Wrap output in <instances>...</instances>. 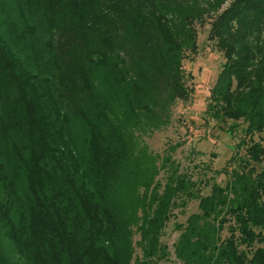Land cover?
<instances>
[{"label":"trees","instance_id":"16d2710c","mask_svg":"<svg viewBox=\"0 0 264 264\" xmlns=\"http://www.w3.org/2000/svg\"><path fill=\"white\" fill-rule=\"evenodd\" d=\"M225 1L0 0V264H160L165 226L188 200L199 205L176 227L181 264H264V145L254 139L264 133V0L219 11ZM212 11L209 39L226 62L208 113L234 121L230 133L247 125L246 153L203 195L117 122L107 76L126 92L136 86L128 60L150 62L171 101L188 99L183 52H196L192 21ZM147 94L141 86L127 102L138 118L150 113Z\"/></svg>","mask_w":264,"mask_h":264},{"label":"rangeland","instance_id":"374dc122","mask_svg":"<svg viewBox=\"0 0 264 264\" xmlns=\"http://www.w3.org/2000/svg\"><path fill=\"white\" fill-rule=\"evenodd\" d=\"M229 1L226 0L218 10L225 9ZM207 9L209 8L204 7L203 10ZM213 13L214 11L206 13L198 20L192 21L191 26L197 34V50L193 52L185 49L182 61L188 99L175 98L171 101L166 72L153 70L150 62L128 60L127 69L135 74L136 86L132 90L126 88V92L122 90L121 85L112 87V83L116 84L114 75L107 76V82L110 84L107 95L113 98V108L118 107L119 110L117 122L124 128L132 127L134 140L149 156L161 158L157 162L159 167L168 156L179 164L182 173L190 175L198 182L197 189L202 188L203 195L210 193L211 185L215 181L222 186L226 185V176L217 172L229 166L230 159L237 153L242 157H245L246 153L245 147L239 149L237 146L246 136L244 129L247 125L240 123L239 128L230 133L229 129L235 124L234 121H218L208 113L211 91L226 62L223 52L209 39ZM190 45L189 48L192 47ZM141 86L149 91L147 97L141 96L143 104L150 106L149 115L143 119L136 117V106L131 113V103L127 104L132 92L138 93ZM138 121L141 123L136 124ZM254 139L264 145V133L257 134ZM165 176V172L160 171L155 178L156 182L164 183ZM180 204L182 202L174 209L165 226L162 241L167 244L170 255L160 264H181L174 248L180 234L176 227L186 225L188 217L198 212L199 201L188 200L185 206ZM222 236H229L228 225L225 226ZM139 239V236L135 237V241ZM258 247L264 248V244L255 246ZM137 255H142L140 249H137Z\"/></svg>","mask_w":264,"mask_h":264}]
</instances>
